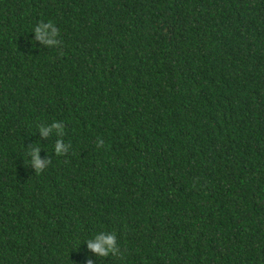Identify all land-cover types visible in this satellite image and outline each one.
Instances as JSON below:
<instances>
[{"label":"trees","instance_id":"obj_1","mask_svg":"<svg viewBox=\"0 0 264 264\" xmlns=\"http://www.w3.org/2000/svg\"><path fill=\"white\" fill-rule=\"evenodd\" d=\"M86 261L264 264V0H0V264Z\"/></svg>","mask_w":264,"mask_h":264},{"label":"clouds","instance_id":"obj_2","mask_svg":"<svg viewBox=\"0 0 264 264\" xmlns=\"http://www.w3.org/2000/svg\"><path fill=\"white\" fill-rule=\"evenodd\" d=\"M32 33L34 34L35 41H39L42 45L54 48L58 44L61 43L59 39L60 30L59 28L51 21H42L37 23L33 29ZM39 131L42 136H48L49 133L55 132L57 137L63 135L64 127L63 124L59 121L53 120L51 123L48 124H41L39 126ZM102 144V141H98V146ZM70 145L63 143L61 139H57L54 146L53 152L56 155H63L68 152ZM41 149V145L37 144L35 147L32 148L30 155V160L33 168L37 171L41 170L47 161H42L39 158V151ZM87 249L95 253L99 256H107L109 254H116L117 252V238L116 234L112 232L104 233L98 232L91 238L85 241ZM86 264H91L90 261H86Z\"/></svg>","mask_w":264,"mask_h":264}]
</instances>
